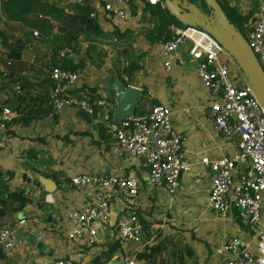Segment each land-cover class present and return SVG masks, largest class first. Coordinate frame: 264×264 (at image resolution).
<instances>
[{
  "label": "crops",
  "instance_id": "obj_1",
  "mask_svg": "<svg viewBox=\"0 0 264 264\" xmlns=\"http://www.w3.org/2000/svg\"><path fill=\"white\" fill-rule=\"evenodd\" d=\"M227 1L240 15L248 16L249 22L260 12H264V0ZM87 4L91 6L88 0ZM144 7L145 4L140 3L132 5L131 20L126 27L114 25L110 19L99 17L97 23L108 38L102 41L103 44H98L101 47L98 53L108 55L105 48L108 43L126 46L128 51L123 47L120 48L122 51H118L124 69L127 61L123 60L124 56L121 53L130 52L131 49L143 50L141 56L131 60L141 59L143 64H140L137 70L145 75L147 86L151 87L148 94L154 92L151 95L155 99L154 106H168L172 109L173 124L182 137L184 154L195 165L192 172L180 178L179 187L173 196L165 190L146 187L130 207L115 193H107L111 204L109 220L107 223L93 224L98 232L99 244L86 246L81 242H74L71 245L66 241L64 229L69 212L85 206L91 201L93 194L98 192V189L92 187L86 191H79L72 186L71 179L77 175L129 174L146 181L148 166L142 158L126 159L113 155L110 152V145L113 142L106 143L109 139L106 134L104 137L100 136L99 131L104 124H96L98 115L91 117L77 107L66 109L56 121L46 118L29 126L22 125L18 130L15 128L17 137L11 140L8 149L4 147L6 133L0 137V166L3 173L8 172L15 176L13 181L20 179L23 184L19 185V190L24 192L32 204L28 205L23 213L9 217L4 212V216L0 217V229L2 225H8L16 230L19 238V245L13 252L3 253L4 257L0 259V264H53L62 258H72L80 264H93L98 257L103 259L102 264L114 262L124 264L126 257H136L138 264H155L157 260L154 256L145 260H139L136 256L146 249L149 250L153 245L154 253L161 254L158 256L161 262L157 264H226L228 255L220 256L217 251L228 239L245 238L254 246V227L243 224L235 215L224 221L208 207L211 173L200 165L201 159L206 157L211 159L234 157L238 153L237 141H229L213 130L208 119L211 99L207 90L199 83L195 71L196 63L190 60L188 55L182 53L184 66L176 65L169 74L164 72L162 60L156 50L159 42H151L147 38L150 33L154 35L159 33V20L149 12L143 11ZM38 47L48 55L47 58L44 56L45 61H48L51 48L46 44ZM81 47L85 49L87 44L82 43ZM36 58L27 62L34 63ZM156 66L165 76L155 77ZM87 67L84 70L85 74L88 71ZM85 76L83 74L82 86L96 89L102 100L110 105L111 110L113 106L117 109L116 88L120 82L116 79L117 73L103 79L102 85L97 80L95 83H88ZM136 79L138 77L135 72L133 82ZM124 81L128 82L129 79L124 76ZM120 83L127 88L126 83ZM136 88L144 90L143 87ZM109 101L116 102L112 106ZM137 108H140V104ZM148 108L144 105L146 112L150 110ZM111 138L114 141L112 135ZM18 150L20 154L17 155ZM9 178L11 180V177ZM44 180L52 182L55 190L49 191L43 183ZM9 187L11 191L16 190L11 181ZM184 209L191 213H201L202 217L196 224L203 230L205 237L201 239L193 235L189 237L176 231L178 222L183 229L186 228L182 220L170 219L167 221L169 223H166L157 219L163 211L181 212ZM130 210L138 212L142 217L141 223L145 230L143 239L138 243H130L125 250L119 248L111 257H104L103 254L116 242L119 218ZM210 213L219 221L215 223L209 219ZM20 216L28 220L23 228L17 227V221L22 220ZM160 229H168L167 236L163 235ZM39 234L44 237L42 242L37 240Z\"/></svg>",
  "mask_w": 264,
  "mask_h": 264
},
{
  "label": "built area",
  "instance_id": "obj_2",
  "mask_svg": "<svg viewBox=\"0 0 264 264\" xmlns=\"http://www.w3.org/2000/svg\"><path fill=\"white\" fill-rule=\"evenodd\" d=\"M81 4L86 0H71ZM90 17L95 21L110 19L114 25L126 27L131 20L134 4H147L167 9L164 0H88ZM242 16V15H241ZM246 27L248 47L256 57L264 73V12H260ZM172 37L156 45L165 73L176 65L184 66L182 53L196 63V75L200 85L209 93L211 103L208 119L213 130L229 141H237L238 153L234 157L203 158L200 165L211 173V195L208 207L224 221L233 215L245 225L255 228V242L245 238L228 239L217 254L228 255L226 264H264V108L247 82L239 63L221 45L220 40L209 34L206 28L172 26ZM38 37L37 31L33 32ZM36 41V40H35ZM63 59L77 60L74 50L64 47L59 52ZM86 59V58H84ZM89 65L86 62V67ZM232 67L236 70L233 71ZM85 70V69H84ZM84 70L71 72L59 68L50 71L53 89L50 93L52 112L47 119L56 121L69 108L77 107L91 117L95 108L100 110L96 124H105L114 141L110 145L113 155L126 159L142 158L148 166L146 181L132 175H77L71 184L79 191L92 187L98 189L91 201L80 209L69 212L64 229L66 241L73 245H98L95 222L107 223L110 217L109 192L115 193L128 207L136 202L146 187L165 190L173 196L180 178L192 172L195 166L183 151L182 137L173 124V112L168 106H153L143 115L108 123L111 107L102 99L92 106L87 98L79 99L73 92L82 88ZM17 113L5 107L0 110V137ZM28 220L17 221L23 228ZM145 234L139 216L126 211L117 223L116 241L125 250L130 243H138ZM43 235L37 236L42 242ZM19 245L16 230L8 225L0 229V250L7 254ZM254 248V251H253ZM53 264H80L72 258H62ZM124 264H138L136 257H126Z\"/></svg>",
  "mask_w": 264,
  "mask_h": 264
},
{
  "label": "trees",
  "instance_id": "obj_3",
  "mask_svg": "<svg viewBox=\"0 0 264 264\" xmlns=\"http://www.w3.org/2000/svg\"><path fill=\"white\" fill-rule=\"evenodd\" d=\"M217 3L230 24L241 36L245 35V25L251 22H249L250 18L241 16L238 10L233 8L227 0H217ZM0 11L7 26H13L7 30L0 29V46L2 48L0 66L7 70V72L0 71V78L7 80L14 86V90L11 91L12 97L0 102V110L7 107L17 113V118L10 125L18 123L29 126L36 121L46 119L52 112L50 93L54 84L50 79V71L55 68L71 72L83 71L86 68V62L91 64L96 60H101L98 53V49L101 47L98 44H103L102 41L108 36L103 33L97 21L90 17L92 8L85 2L77 4L71 0H1ZM143 11L149 12L159 20V33L157 35L150 33L147 36L151 42H166L172 37V26H183L168 9L145 4ZM18 30L21 33L23 31L22 38L15 37V32ZM34 31L39 33L36 38L33 35ZM35 40L51 48L49 60L46 63H43V59L40 60L39 57L34 63H28L24 60V50L31 41ZM82 43L87 44L85 49H82ZM64 47L72 48L78 56L77 60L60 58L59 52ZM121 55L125 57L127 66L123 70L117 68L116 72L120 81L126 83L128 88L129 81L125 82L124 76L132 80L140 64L137 60H131L127 51L122 52ZM44 56L45 58L48 57V55ZM143 92L145 96L146 91L143 90ZM73 94L79 99L87 98L92 106H94L95 101L102 99L96 89L88 86L75 90ZM115 102L109 101L112 106ZM144 102L145 98L143 97L140 108L136 109L135 114L143 115L146 113ZM115 111L116 108L113 106L108 123L112 121ZM98 113L100 110L95 108V117ZM99 133L101 137L102 135L109 137L106 143L111 144L113 142L105 124L101 126ZM8 176L12 178L11 173L0 171V207L10 217L23 213L26 207L32 204V201L24 195L22 190H10V178ZM135 213L142 222L141 215L138 212ZM161 245L163 246L164 243ZM154 246L149 250L146 249L142 254H137V258L145 260L154 256L157 260L155 264L161 262V258L158 257L161 254L156 255L154 253ZM118 250L119 245L116 241L103 256L111 257ZM3 257V252L0 250V259ZM102 260L101 257H98L93 264H102Z\"/></svg>",
  "mask_w": 264,
  "mask_h": 264
},
{
  "label": "water",
  "instance_id": "obj_4",
  "mask_svg": "<svg viewBox=\"0 0 264 264\" xmlns=\"http://www.w3.org/2000/svg\"><path fill=\"white\" fill-rule=\"evenodd\" d=\"M203 1L211 9L210 14L201 12L196 6L192 8L187 7L180 0H164L166 8L184 26L206 28L209 34L220 40L221 45L239 63L248 84L264 108V73L261 72L256 57L248 47L243 36L225 18L217 1ZM85 3L87 4V0ZM116 79L120 81L118 75ZM120 82H118L116 88L118 107L113 115V122L133 116L144 97L142 90L136 87L126 88ZM43 183L49 191L55 190V185L52 182L44 180ZM3 213V209H0V217L4 216ZM20 219H23V216H20ZM113 264H116V262Z\"/></svg>",
  "mask_w": 264,
  "mask_h": 264
},
{
  "label": "rangeland",
  "instance_id": "obj_5",
  "mask_svg": "<svg viewBox=\"0 0 264 264\" xmlns=\"http://www.w3.org/2000/svg\"><path fill=\"white\" fill-rule=\"evenodd\" d=\"M180 1L185 6L192 8V7H195L197 4L199 5L200 4L199 2L201 0H180ZM0 2H1V0H0ZM10 27H13V26H7L5 18L0 11V29L7 30V29H10ZM181 27L184 28V25ZM22 33H23V31H22ZM22 33L20 30L16 31L15 37L16 38H22L23 37ZM242 36L246 39L245 35H242ZM40 45H43V44L38 43L37 41H31L30 44L27 46V48L23 52L24 59L26 61H33L34 58L39 57L40 60L43 59L42 60L43 63H46L45 58H44L45 52H42V48L38 47ZM106 45L107 46H105V48L107 49L108 55L104 56V53L101 52L100 57H101L102 61L96 60L94 63H91L90 66L87 67L88 71L86 72V74L84 73V75H86L85 79L88 83H95L97 80V81H100L101 85H102L104 83V82H102L103 79H106L109 76L116 75L117 68H120L121 70H123L122 66L124 64L122 65V63H121L122 57L118 55V51H122L123 49L128 51V48L124 45H118V44H112V43H111V45L109 43ZM122 47H123V49H120ZM35 50H39V52L37 53V51L35 52ZM0 53H2L1 46H0ZM142 53H143L142 49H138V50L131 49V51L128 52V54H129L128 56L130 59H137V57L141 56ZM154 57L156 58V55H154ZM123 60L125 61V57ZM118 61H120V62H118ZM137 62L139 64H143L141 62V59L140 60L138 59ZM144 66H146L145 63H144ZM157 70L159 72H157ZM232 70L235 71L236 69L232 67ZM0 71L7 72V70L2 66H0ZM139 71L140 70L136 71V75H137L138 79H136V81H134V82H133V80H129L128 84L133 86V87H136V86L143 87V89L146 91L144 104L146 107H149L151 109L154 105H156L155 99H153L151 96L152 94H154V92L152 94H148V90L151 87L147 86L145 75L140 73ZM161 71L162 70L156 66L155 77H157L159 75L165 76L163 71H162V73H161ZM91 77H93V78H91ZM3 83H5L6 85ZM3 85H5V86H3ZM154 86L157 87V85H154ZM12 90H14V86L12 84L8 83L7 80L0 78V102H4L6 99H10L12 97V92H11ZM15 128H17L16 130L21 129L22 125L18 124V123H13L10 125L9 129L7 130V132L4 136V141H5L4 147L6 149H8L10 144L12 143L11 140L17 137V134H15V130H14ZM11 129H13V130H11ZM1 149H3V148H1ZM16 153H17V155H18V153L20 154V150L16 151ZM0 171L2 172L1 166H0ZM14 178H15V176L12 175V178L10 181L13 184V186L16 187V185H18L16 187V190H19V185H21L23 183L20 181V179H15L13 181ZM18 182H19V184H17ZM185 209L182 210L181 212H177V211L169 212L168 210L163 211L160 213V215L157 216V219L160 220L161 222H166V223H169L167 221L170 219L176 220V221L182 220L183 226L186 228L183 229V227L180 226L181 223L178 222L177 223L178 226L175 228L176 231L182 232L186 236H189V237H191L192 235H193V237H198L199 239H201L203 236L205 237V234L202 233L203 230L200 229L196 224L197 222L200 221V218L202 217L201 213H199V214L191 213V212H189V210L185 211ZM209 219L214 220L215 223H216V221L217 222L219 221V219H217V217H213V215L211 213L209 214ZM159 231H163V235H166V236L169 233L168 229H160ZM186 233H188V234H186Z\"/></svg>",
  "mask_w": 264,
  "mask_h": 264
},
{
  "label": "flooded vegetation",
  "instance_id": "obj_6",
  "mask_svg": "<svg viewBox=\"0 0 264 264\" xmlns=\"http://www.w3.org/2000/svg\"><path fill=\"white\" fill-rule=\"evenodd\" d=\"M199 3L200 4L199 5L197 4L196 7H198L201 10V12H203L205 14L211 13V9L204 3L203 0H201Z\"/></svg>",
  "mask_w": 264,
  "mask_h": 264
}]
</instances>
